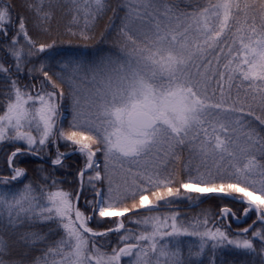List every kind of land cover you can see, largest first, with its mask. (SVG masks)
Returning a JSON list of instances; mask_svg holds the SVG:
<instances>
[{
    "label": "snow or ice",
    "instance_id": "1",
    "mask_svg": "<svg viewBox=\"0 0 264 264\" xmlns=\"http://www.w3.org/2000/svg\"><path fill=\"white\" fill-rule=\"evenodd\" d=\"M24 6L0 0V264H264V0Z\"/></svg>",
    "mask_w": 264,
    "mask_h": 264
},
{
    "label": "trees",
    "instance_id": "2",
    "mask_svg": "<svg viewBox=\"0 0 264 264\" xmlns=\"http://www.w3.org/2000/svg\"><path fill=\"white\" fill-rule=\"evenodd\" d=\"M14 3L16 5L14 11L16 13H20L23 15H30V13L27 11L26 7L24 6V0H14ZM109 15H111V13H109ZM107 16H105L103 19H101L96 27V39L99 40L100 39V34L101 32L104 31L105 26L107 24ZM66 24V21H61L60 23V28L59 31L61 33L65 32V27L64 25ZM56 25L55 23L53 24V28L55 29ZM53 35H56V32H53ZM64 43L60 44L59 47L61 49H66L69 51H92L95 50V42H93V47L91 48H84L82 46V42H80L79 40L75 39V38H69L67 36H63L62 37ZM71 39V43L69 44V40ZM103 47H106V45H100ZM25 82H27L25 80ZM3 151H7L6 149H4ZM3 151H0V167H3L2 164V160H3ZM81 161V157L77 156V155H73L71 156L70 159L66 160V164L71 165V167L67 168V169H62L60 172L57 173L58 176H62L63 178L67 179L68 177L71 178L72 182H74L75 180V176L74 173L76 171V169L79 167V163ZM24 167H27L29 169V176H32V169L37 167V163L36 162H30L26 165H22ZM45 167H47V165H45ZM66 187V186H65ZM195 209H191V211H193ZM252 218H247L246 219V225H248L249 223H251ZM245 224L238 226V227H242V226H246ZM243 228V227H242ZM238 230V229H237ZM237 230H233V231H237ZM248 258L244 257L241 253H239L236 250H232V249H227L224 251L223 255L217 258V264H221L222 261H227V262H231L232 260H236V261H240L242 262V264H246V260Z\"/></svg>",
    "mask_w": 264,
    "mask_h": 264
},
{
    "label": "rangeland",
    "instance_id": "3",
    "mask_svg": "<svg viewBox=\"0 0 264 264\" xmlns=\"http://www.w3.org/2000/svg\"><path fill=\"white\" fill-rule=\"evenodd\" d=\"M92 51H94V50H92ZM61 151H69L68 149H65L63 146H61ZM66 178V177H65ZM67 181H69V184H71L72 183V180H71V178H67L66 179ZM69 184H66L65 186L66 187H68L69 186ZM211 204H212V201H208V202H206L205 204H203V205H201V208H208V207H210L211 206ZM240 206L239 205H234V208H239ZM200 209H195V210H193V211H191L192 213H195V212H197V211H199ZM213 210H215V209H213ZM237 215H240V213L238 212L237 213ZM252 219H254L255 217L253 216V217H251ZM246 219L247 218H241V220L240 221H232L231 222V229L232 230H237V229H240V228H242V227H247V225H246ZM226 223H228V221H226ZM243 224H245L246 226H242V227H238V226H241V225H243Z\"/></svg>",
    "mask_w": 264,
    "mask_h": 264
}]
</instances>
